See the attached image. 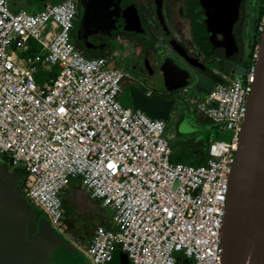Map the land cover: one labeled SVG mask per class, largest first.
<instances>
[{"label": "built area", "instance_id": "1", "mask_svg": "<svg viewBox=\"0 0 264 264\" xmlns=\"http://www.w3.org/2000/svg\"><path fill=\"white\" fill-rule=\"evenodd\" d=\"M11 1L0 0V156L25 172L22 197L67 238L64 192L79 178L113 211L114 227H97L84 250L92 264L111 263L118 248L130 264H223L230 177L259 44L244 77L225 78L200 98L183 92L232 132L231 141L210 144L206 164L191 166L172 161L164 120L120 101L124 81H140L75 45L76 0L47 2L36 14L13 11ZM49 65L60 70L38 82Z\"/></svg>", "mask_w": 264, "mask_h": 264}, {"label": "water", "instance_id": "2", "mask_svg": "<svg viewBox=\"0 0 264 264\" xmlns=\"http://www.w3.org/2000/svg\"><path fill=\"white\" fill-rule=\"evenodd\" d=\"M38 1L45 7L48 1L53 0ZM78 1L81 16L76 37L86 51H104L106 45L103 49L96 48L90 40L94 35L111 40L119 31H144L137 16L136 0ZM191 1L194 5L191 9L194 42L211 55L216 47L223 45L222 42L216 43L218 33L232 35L231 18L223 10L221 0L214 4L211 0ZM155 11L168 43L174 46L167 32L163 10L157 6ZM187 54L181 53L190 62ZM161 65L157 72L140 75L141 80L137 79L140 82H132L120 101L154 120L167 121L172 100L148 97L144 89L155 88L158 94H173L190 86L197 89L196 86L206 84V81L200 80L190 70H180L167 59ZM208 68L211 74L223 78L217 83H223L225 78L234 81L247 74V67L230 58L210 64ZM185 160L188 159L179 156L176 161L180 164L193 162L189 164L193 166L206 164L201 160ZM18 184L12 173L0 167V264H80L77 262L80 252L76 254V247L53 228L41 211L23 201ZM81 258L83 264H92L85 255ZM222 258L223 264H264V19L256 61V81L230 177Z\"/></svg>", "mask_w": 264, "mask_h": 264}, {"label": "flooded vegetation", "instance_id": "3", "mask_svg": "<svg viewBox=\"0 0 264 264\" xmlns=\"http://www.w3.org/2000/svg\"><path fill=\"white\" fill-rule=\"evenodd\" d=\"M212 4L216 3V0H211ZM250 0H221L223 10L230 16L229 25L232 26V35L227 36L221 33H218L216 36V43L222 42L223 45L220 47H216L211 55H207L205 50L198 46L197 43L194 42L193 31H192V19H191V9L193 8V1L191 0H173L171 4L168 3V0H136L137 7V16L140 20V25L144 31L141 32H128V31H119L115 33L111 40L94 35L90 37V40L94 42L96 48L104 49L103 52L92 53L91 51H86L80 42L77 41L76 31L77 25L79 23V19L81 16L80 4L79 1L76 0L77 5L79 7L78 20L76 21V27L73 32V39L75 45L85 54L90 56H95L101 54L103 56H110L112 54L116 55L118 51L121 53L123 50H118L114 47V42H118L120 45L123 43L135 44V41H139V57L135 56V58L127 57L126 66L121 69L131 76H134V73L137 75H148L150 72H157L162 66L161 64L164 60L170 61V63L176 65L180 70H194V75H197L200 80L206 81L207 86H215L220 79H223L219 76L211 74L212 71L209 70L208 65L217 64V62L226 60V58H230L234 60L237 64L243 65L245 67L248 59L250 58L252 52V43L248 42V36L246 33V12H247V3ZM159 6L163 10V15L165 17V24L167 26V32L170 33V39L173 41V45L168 43L165 32L162 31V26L159 22L158 15L156 13V7ZM260 8V10H259ZM264 8V0H261V5L258 7L259 12ZM171 10V11H170ZM173 11V12H172ZM170 13V14H169ZM156 16L158 21V35L162 40L164 39V44L167 48L164 49L165 55L163 59H159L158 53L150 56L151 53L148 51V44L152 40H156L158 35L154 34L150 29L147 28V25L151 23V19L149 20V16ZM235 18V21L232 19ZM169 20L172 23V26L177 29L173 30L170 27ZM232 21V23H231ZM253 21V20H252ZM254 23V22H253ZM263 25V23H262ZM255 27L253 28V32L251 34V38H255ZM149 38L150 41H149ZM136 45V44H135ZM136 47V46H135ZM133 47L131 49V53L135 50ZM187 52L190 62L186 60L185 57L181 55V53ZM119 56V55H118ZM122 60V59H121ZM192 61V63H191ZM207 63H209L207 65ZM125 65V64H124ZM200 67H203L202 69ZM178 70V69H177ZM138 79V78H137ZM130 83L129 80L124 81V86H128ZM199 84L197 87L200 90ZM212 89V88H211Z\"/></svg>", "mask_w": 264, "mask_h": 264}, {"label": "rangeland", "instance_id": "4", "mask_svg": "<svg viewBox=\"0 0 264 264\" xmlns=\"http://www.w3.org/2000/svg\"><path fill=\"white\" fill-rule=\"evenodd\" d=\"M171 1L173 2V0H168V3L171 4ZM48 2L58 3V2H61V0H53V1H48ZM260 5H261V0H250L247 3L248 8H247V12H246L245 21H246V33L248 36L247 40L250 44L252 43V40L254 39V38L250 39L251 34L252 33L254 34L253 28L254 27L256 28V24L258 23V19L261 16V13L259 12L260 8L258 10V7H260ZM11 9L13 11L23 9L24 11L28 12L29 14H36V13H38L44 9V4L38 0H12L11 1ZM150 19L152 22L149 23V25H147V28L150 29V31H152L154 34L158 35L159 31L157 28L159 25H158V21L156 19V16H154V14L150 15L149 20ZM263 19H264V16L262 18L261 23H263ZM169 24H170V27L173 30V32H175L174 30L177 31V29H175L172 26V23L170 22V20H169ZM254 31H256V29H254ZM259 31H260V29H259ZM150 39L151 38H149V41H150ZM73 41H74V39H73ZM139 41H140V39L138 41H135L136 45L135 44L132 45V44H128V43H123L122 45H120L117 41L114 42V47L118 50L120 49L123 51L121 53L119 51H118V53L116 52L115 56H113V54L110 55L109 64H108L109 68L114 69V68H121V66L125 67L127 62L124 59H126L129 56L130 57L133 56L134 58L136 56L138 59V57L140 55V53H139ZM163 41H164V39L162 40V38H160L158 35L156 40H152L151 42H149L148 51H149V53H151L150 56L158 53L159 59L164 58V55L166 54L164 49L167 47L165 46ZM33 45L37 47V50L40 49L39 45L37 43H35V41H33ZM251 46H252V44H251ZM133 47H135L134 48L135 51L133 53H131V49ZM16 51L20 54V56H22V57L26 56L25 54L21 53L19 50L16 49ZM88 56L91 57L90 55H88ZM251 58L252 57L250 55V58L248 59V61L246 63L247 68L249 67V65L251 63ZM49 68H52L54 73H56L60 70L59 67H53L50 65L47 66V70L40 68L39 75H37L38 82H40L41 80H44L47 77ZM189 70L192 72L194 71L192 69H189ZM133 77L140 79V76L135 74V73H134ZM143 82L146 84L145 81H143ZM130 84H132V82H130L128 86H124L123 92L120 94V100L122 99L121 97L123 96L124 90L126 88L130 87L131 86ZM150 89L151 88H145L144 90L148 91ZM177 92L179 93V91H177ZM152 93L154 95H157L158 94L157 89L152 88ZM191 93H192V95L195 94V92L193 90L191 91ZM175 94L176 93H174V95L172 96V99H171L172 103L170 102L171 105L172 106L174 105L175 100L177 102L179 101L182 106L177 109L178 112L181 115L186 113L188 115V117H191L193 120V122H190V120H187L186 122H182L180 124V133L184 134V135H181L179 141L177 138H173V139L168 138L169 142H170V146L172 148V152L174 153L175 156L176 155L178 157L181 156V157L186 158L188 160L189 159L198 160V159H200L199 157H200L201 153H194L188 147L190 145V143H192L194 141L198 142L199 144H202L203 150L207 151V150H209L210 144L215 142V141H231V139H232V132L231 131L224 130L223 127L216 125L212 122H209V123L208 122L207 123L201 122L198 118L199 114L196 110L197 106L191 104L189 102V100H187V102H184V100H182L181 97H179V94H178V96H176ZM177 102L175 104V107L177 106ZM168 109L170 110L169 106H168ZM191 110H193V111H191ZM190 112H192V113L188 114ZM169 113H171V110L169 111ZM179 120H180V118L179 119L177 118L175 120L174 118H170V116H169L168 120L166 121V125H167L166 132H165L166 137L170 136V134L168 136V133H167L168 128L169 129L173 128V129H171V133L176 132L177 124H178ZM202 156H204V155L202 154ZM188 160H185V161H188ZM186 163H187L186 165L193 164V162H186ZM191 166H193V165H191ZM194 166H197V165H194ZM0 167L5 168L6 170H9L18 179V182H19L18 186H19L20 191H21L22 181L25 177V172H23L20 169L21 165L19 166L20 167L19 169L14 170L12 168L11 164L7 161V159L4 156H0ZM69 190H70V188H69ZM70 193L71 192L68 191L65 193V196H64V199L66 200L65 202H69L68 205H67V203L64 204V201H63V208H66L65 210H67L68 212L71 211L69 209V207L72 204ZM23 201L28 203L24 198H23ZM62 237L64 239H66L64 236H62ZM80 255L84 256L85 254L83 255L82 253H80Z\"/></svg>", "mask_w": 264, "mask_h": 264}, {"label": "crops", "instance_id": "5", "mask_svg": "<svg viewBox=\"0 0 264 264\" xmlns=\"http://www.w3.org/2000/svg\"><path fill=\"white\" fill-rule=\"evenodd\" d=\"M95 56H103L101 54L95 55ZM113 56H115L113 54ZM106 57H110L108 55H106ZM131 85V84H130ZM200 90L198 89H194L193 87H188V91H189V95L192 97H196V98H200V97H204L205 95L208 94V92L211 90V88H213L212 86H207L205 84H201L200 85ZM186 89H182L178 92H176V96L181 97L182 100H184V102H187V97L183 94V92ZM194 91L195 94L192 95L191 91ZM147 92H151L152 93V89L148 90ZM146 92V93H147ZM178 93V94H177ZM183 94V95H182ZM173 94H157L154 95L153 93L151 94V98H156V99H166L168 100L170 98V100L172 99ZM176 100L174 105L171 108V113H169L170 118H174L175 120L178 118H180L178 124H177V130L174 133H171V129L168 128L167 133L168 136L170 134V136L168 137L169 139H173V138H177L178 141L180 140L181 134L180 133V124L182 122H186L187 120H190V122H193L191 117H188V115L186 113H184L183 115H181L178 112V108H180L182 105L180 104V102H177V106L175 107L176 104ZM193 111V110H191ZM198 112V111H197ZM192 112L188 113L191 114ZM199 120L201 122H205V123H209L211 122L207 117L203 116L201 113H199ZM165 121V120H164ZM166 122V121H165ZM177 133V134H176ZM194 153H201L200 154V159L202 162H207L208 160V150H203L202 144H199L198 142H192L190 143V145L188 146ZM202 154L204 156H202ZM178 156L174 155V153L172 154V161L174 163H177ZM9 171V170H8ZM10 172V171H9ZM11 173V172H10ZM70 188V190H69ZM70 191L71 193V205L69 207V209L71 211H67L65 210L66 208H64V223L65 226L67 228V241H69L71 244L74 245V247H76V254L78 255V251L80 253H82L84 255V250L86 248V246L90 243L95 230L97 227L103 226L106 228H113V211L109 208L103 207L102 203L100 200L95 199L91 196V193L89 190H87L86 188L83 187V184L81 182V180L78 179H73L68 188L65 190L64 192V196L65 193ZM66 200L64 199V204L69 202H65ZM87 220V221H86ZM86 221V222H85ZM78 261L80 262V264H83V260L80 256V254L78 255ZM59 264H78L76 262H60ZM109 264H130V261L127 257V255L120 249L118 248L115 252V256H114V260L109 263Z\"/></svg>", "mask_w": 264, "mask_h": 264}, {"label": "trees", "instance_id": "6", "mask_svg": "<svg viewBox=\"0 0 264 264\" xmlns=\"http://www.w3.org/2000/svg\"><path fill=\"white\" fill-rule=\"evenodd\" d=\"M263 16H264V8H263V10L261 11V16H260V18L258 19V23L256 24V31H255V35H254V41H253V43H252V52H251V56L253 55V53H254V50H255V48H256V46L259 44V42H260V36H261V32L259 31V29H260V27L262 26V23H261V21H262V18H263ZM17 172V171H16ZM15 172V173H16Z\"/></svg>", "mask_w": 264, "mask_h": 264}]
</instances>
